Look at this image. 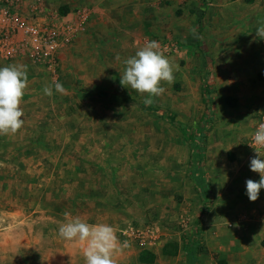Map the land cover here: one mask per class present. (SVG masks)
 <instances>
[{"label":"rangeland","instance_id":"rangeland-1","mask_svg":"<svg viewBox=\"0 0 264 264\" xmlns=\"http://www.w3.org/2000/svg\"><path fill=\"white\" fill-rule=\"evenodd\" d=\"M23 1L26 14L79 2ZM263 5L152 0L130 24L73 37L55 73L27 74L24 126L0 135V264H84L81 249L59 236L65 212L116 229L127 247L115 264H264V189L256 202L246 194V182L260 179L249 144L264 123V86L255 80L249 97L242 62L249 13ZM150 40L175 79L145 105L120 74ZM219 42L231 54L217 63Z\"/></svg>","mask_w":264,"mask_h":264},{"label":"clouds","instance_id":"clouds-1","mask_svg":"<svg viewBox=\"0 0 264 264\" xmlns=\"http://www.w3.org/2000/svg\"><path fill=\"white\" fill-rule=\"evenodd\" d=\"M256 35L264 39V22L258 27ZM120 57L117 56V60ZM125 68L120 83L123 87L138 92L146 98L145 105H151L154 97L165 92L164 83L174 82V66L155 40L146 41L135 54L124 60ZM28 86V76L23 65H10L0 68V135H16L24 126L25 115L21 103ZM55 90L65 94L61 83H55ZM44 94L52 96L51 86H45ZM249 144L256 157L251 159L250 168L260 176L259 181L246 182L247 196L256 202L261 189H264V123H259ZM65 222L59 226V236L66 242L78 246L84 257V264H115L114 254L127 247L118 240L116 229L107 223L91 224L80 216L64 213Z\"/></svg>","mask_w":264,"mask_h":264},{"label":"crops","instance_id":"crops-1","mask_svg":"<svg viewBox=\"0 0 264 264\" xmlns=\"http://www.w3.org/2000/svg\"><path fill=\"white\" fill-rule=\"evenodd\" d=\"M20 1L9 0V8L15 12H19L30 17H39V20H44L45 23H50L53 19L58 17H68L73 23H77L78 13L79 11H83L87 16L86 29L84 32H86L89 28L96 32L100 30L102 32L111 31L109 29V24H112V26L121 25V23L124 22H129L128 24H130L133 20V13H137L140 7L148 8V6L152 5V0H79V2L77 1L76 4L74 3L72 7L63 13L52 11L53 7L42 3L40 6H35L30 14H26L21 12V7L23 8L26 4L23 0V2ZM2 8L5 7H0V9ZM128 15H131V18H127ZM262 22H264V9L258 15L249 13V37H245V39L249 38V45L245 46V48L249 49V53L246 54L245 60L242 61L249 63V97L252 94L251 88L254 86L255 80L258 81L261 86H264V39H260L256 35V31ZM80 37L75 40L77 41ZM71 41L73 42L74 39ZM71 41L64 43V45L62 44L58 57L59 63L61 61L63 47L67 44H71ZM76 41L74 43H76ZM224 45L225 42H219V46H221V48H218L214 54V57L218 59L217 63H220L221 57L225 54H231L229 50L224 52L222 51ZM229 60L230 58L225 60V66L226 68L232 69L233 65L232 63H228ZM10 65L25 66V70L29 75H31L32 70L34 71V68L37 69L27 59L24 58L6 61L5 52L1 53L0 51V67L2 68Z\"/></svg>","mask_w":264,"mask_h":264},{"label":"built area","instance_id":"built-area-1","mask_svg":"<svg viewBox=\"0 0 264 264\" xmlns=\"http://www.w3.org/2000/svg\"><path fill=\"white\" fill-rule=\"evenodd\" d=\"M86 23L87 16L83 11H79L77 23L68 17L45 23L39 17L5 7L0 9V51L5 52L6 61L24 58L37 69L55 73L60 46L82 34Z\"/></svg>","mask_w":264,"mask_h":264}]
</instances>
